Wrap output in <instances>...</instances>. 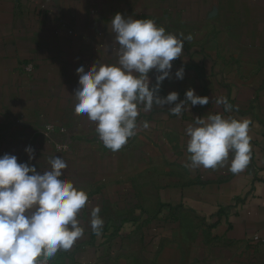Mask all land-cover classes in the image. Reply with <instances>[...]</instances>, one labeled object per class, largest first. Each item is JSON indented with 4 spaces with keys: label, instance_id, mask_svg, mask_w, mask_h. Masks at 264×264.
<instances>
[{
    "label": "crops",
    "instance_id": "crops-1",
    "mask_svg": "<svg viewBox=\"0 0 264 264\" xmlns=\"http://www.w3.org/2000/svg\"><path fill=\"white\" fill-rule=\"evenodd\" d=\"M116 13L152 19L184 40L160 95L209 97L178 117L140 111L136 135L106 148L76 115L77 68L117 61ZM191 39H187V37ZM32 64L34 71L25 67ZM183 67V80L176 71ZM155 70L149 73L156 83ZM150 85V86H151ZM226 97L225 112L212 98ZM251 121L246 168L186 167V127L208 113ZM147 121L148 128L143 127ZM34 149L29 160L26 148ZM38 172L63 157L64 178L89 195L84 235L54 264H264V0H0V156ZM104 220L97 236L91 210Z\"/></svg>",
    "mask_w": 264,
    "mask_h": 264
},
{
    "label": "clouds",
    "instance_id": "clouds-1",
    "mask_svg": "<svg viewBox=\"0 0 264 264\" xmlns=\"http://www.w3.org/2000/svg\"><path fill=\"white\" fill-rule=\"evenodd\" d=\"M110 31L116 63L98 61L87 71L78 67L73 95L75 114L86 115L96 124L95 131L106 148L117 152L136 135L141 110L174 105L167 112L179 117L189 105L209 104V97L196 95L194 89L187 90L186 99L179 103L177 92L166 97L159 94L164 80L171 76L172 62L182 55L183 39L152 19H133L121 13L111 19ZM153 70L159 74L151 85L149 73ZM175 76L183 80L185 69L179 68ZM212 102L223 105L225 112L233 110L226 97H213ZM250 124L248 119L219 113L196 117L185 129L186 167H224L231 153L228 170L233 174L243 171L251 154ZM143 127H149L147 121ZM26 152L30 161L35 159L32 147ZM47 164V169L38 172L30 163L18 162L15 155L0 156V264H48L84 235L78 216L87 205L88 193L64 178L68 164L63 157L50 156ZM100 211L97 206L90 214V227L97 236L104 225Z\"/></svg>",
    "mask_w": 264,
    "mask_h": 264
},
{
    "label": "built area",
    "instance_id": "built-area-1",
    "mask_svg": "<svg viewBox=\"0 0 264 264\" xmlns=\"http://www.w3.org/2000/svg\"><path fill=\"white\" fill-rule=\"evenodd\" d=\"M25 71L28 72V73H32L34 71V67L32 64H28L26 67H25ZM253 241L254 242H264L263 239H261L259 236H255L253 237ZM48 264H54V261H53V258L51 260L48 261Z\"/></svg>",
    "mask_w": 264,
    "mask_h": 264
}]
</instances>
